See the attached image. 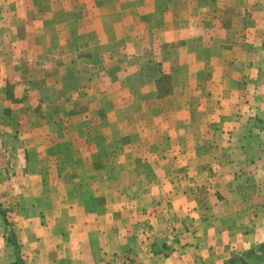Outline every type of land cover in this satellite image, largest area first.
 Segmentation results:
<instances>
[{"label":"crops","instance_id":"crops-1","mask_svg":"<svg viewBox=\"0 0 264 264\" xmlns=\"http://www.w3.org/2000/svg\"><path fill=\"white\" fill-rule=\"evenodd\" d=\"M119 1L116 18L91 9L89 24L99 28L82 31L81 43L92 49L103 46L99 39L132 37V47L114 56L134 62L121 72L136 78L127 84L121 75L117 86L122 92L130 87L142 92L132 101L135 110L142 108L127 121L121 105L126 100L117 101L111 137L121 140L118 154L134 151L135 159L121 160L123 174L115 184L122 187L113 190L104 164L93 159L105 158L108 134L100 132L96 146L90 130L81 135L72 130L68 135L83 137V143L73 147L67 175L52 177L43 206L37 188L47 178L43 158L64 148L46 143L43 129L28 127L27 110L36 114L30 107L43 104L33 84L41 92L55 83L49 74L58 69L41 56L58 45L66 26H79L76 5L84 2L0 0L4 7L12 2L20 9L42 10L23 52L18 44L0 49L2 79L15 84L17 99H9L0 86V161L13 140L21 154L11 164L19 167L16 175L0 171V195L17 191L18 181L36 191V198L25 190L15 195L27 203L19 212L24 258L28 264H264V0ZM128 10L132 35L103 29L130 23L124 19ZM29 22V17L19 18L22 26ZM34 39H40L37 46ZM105 67L94 70L96 82L104 85ZM161 72L172 76L174 95L159 99L154 80ZM92 97L85 90L71 100L74 106L85 105L82 119L88 126L102 121L104 113L100 100L101 115L92 118ZM124 138L137 146H125ZM5 229L0 216V264H13Z\"/></svg>","mask_w":264,"mask_h":264},{"label":"rangeland","instance_id":"rangeland-1","mask_svg":"<svg viewBox=\"0 0 264 264\" xmlns=\"http://www.w3.org/2000/svg\"><path fill=\"white\" fill-rule=\"evenodd\" d=\"M79 1L84 2L83 5H80V3L76 5V8H81L79 9L81 10L79 16L81 21H79V26H76L74 29H68L69 26H66L59 35L58 45L54 48H47V50L44 51V55L41 56V59L44 63L48 64L50 67H54V69H58L57 71L49 74L50 80H52V77L54 76L53 79L55 80V83H53L49 87H45L41 92H39L40 89L37 87V84H33V93L36 94V98L38 97V95L39 97L41 96L43 98V104L36 105V103H33V105L30 107L36 112V114L33 112H29V109L27 110L28 122L26 121V124H28V127L32 129H43L46 134L44 137L46 143H49V145L55 147L62 146V148H64V151H60L59 149H57L56 152L54 149L53 153L51 152L49 153V155L43 158V162L46 167L44 175L47 176V178L44 179L43 183H41L40 186H37V188L40 187L41 199L39 200H41V204L43 206L47 204V202L43 201V195H46L50 191L49 183L51 182L52 177L54 175L56 177L67 175V172L74 164L72 156H74L75 151L73 147L78 146L80 142L83 143V137L74 135V138H72V136L70 137L68 135V133L72 132V130L78 132L79 135L83 134L87 130H90L92 133L90 137L91 143L96 146L100 144V132L108 134L106 138L108 150L107 154H105L104 156L105 158L100 159L98 158L99 156H96L93 159L97 161L101 160V162L104 164L105 168L107 169L105 170V173L106 175H108V182L110 185L112 183L114 184L112 187L113 190L122 187L120 186L122 184H119V186L115 184L116 179L119 180L122 177L121 175L123 174L121 171V167L123 164L121 163V160L127 162V160L135 159L134 151H126L124 152V154H118V143H121V140L116 139V137H111L112 132L115 128L116 111L119 109V107L116 106L117 101H121L122 99V101L125 102L126 100L125 104L121 105H124L125 110L123 111V113H125V118L129 117L127 118V121L132 120L133 113L135 112L136 114H138L140 112L139 109L142 108L139 107V109L135 110L132 106L133 97L134 99L137 97L140 99L141 95H143L142 92H139L138 89H133L131 87L125 89L122 92V89H120L122 86L120 84H118L117 86V83H119L118 81L121 80L122 76L124 77L125 81L128 82L127 84H131V82L136 78L135 74H127L121 72V67H123V65H131L135 63L129 61L127 58L114 56L115 54L120 53V50H126L129 48V46L132 47L133 42L130 41V38L132 39V37H128L126 40L119 42H112L107 39L104 41L99 39V42L97 44L104 43L103 46L99 47V45L97 47H93L92 49L85 48V45L81 43L82 31L87 30L89 27L96 29L99 28V26H93L89 24V22H92L89 21L90 19L88 14L91 9L96 8L98 14L106 16L111 14L110 16H108V18H116L115 14L119 12L120 8L119 6L117 7L116 2L120 1ZM14 4L15 3L11 2L9 5H7L8 7L0 5V49L2 48L3 50H8V48H11V44H18L20 50L23 52V49L29 43H31L32 40L31 31L33 27H35L33 21H37V16H39L42 10L35 8L32 5H28V8L20 9L17 8V5ZM25 6L27 5L25 4ZM132 16V12L128 10L126 11L124 19L127 18V21H129L130 23L106 24L105 26H103V29L105 30L106 28L107 32L112 34L117 33V29H119L120 31L129 32L132 35V33L135 31V26L131 24ZM24 17H29L30 21L32 22H29L27 25L22 26L19 23V18ZM209 28H211V25H209ZM8 32H10V34H7ZM17 33L18 35L15 36V34ZM38 41H40V39L33 40L35 46H37ZM5 43L7 44L6 46ZM193 43L194 45H197L196 43L198 42L195 41ZM199 43L201 45H205L204 42ZM147 44L153 46L152 43ZM129 51L133 52V49H129ZM101 52L105 53V56L100 57ZM103 64L104 66H106L105 76L108 81L105 85L104 83L100 84L98 81L96 82L95 77H97L99 73L97 71H94L99 67V65ZM4 65L5 63L1 59L0 55V86H3L2 88L9 95V99L15 101L17 100L15 97V84L13 85L11 83H8L5 85V80L3 81L2 79L3 74H1V71ZM156 76L157 79H155L154 81L157 84V92L159 95L158 98L160 99L164 96H173L174 83L172 76L167 75L163 72L157 73ZM85 90H87L88 92L91 91L93 94L91 100V103L93 104L91 112V114L93 113L92 118H98L101 115V111L96 107V105H98V102H100V100L103 104L102 107L104 113L102 114V121L94 122L93 120L90 126L85 125L82 119V116L86 114L84 110L85 105L81 104L80 106H74L71 101L72 98L83 94ZM107 108L110 110L109 120H107L106 117ZM144 108H146V106ZM145 123L146 122H144V124ZM126 124L128 123L126 122ZM142 124L143 120L140 125ZM139 129H141V126ZM132 131H134V129H132ZM127 139L131 140V137H128ZM124 141V145L126 146V144H129L130 149L133 145L137 146V143L135 142H126V138H124ZM103 143L104 142H102V144ZM17 155L21 154L18 153L13 140L11 152L6 155L5 158L1 157L0 171L5 169L6 171L8 170L7 173H9L10 169V171H12L14 175H16L15 169H19V167L11 168V164L13 163V159H15ZM35 157L36 156L34 154L32 156V159H36ZM126 170L130 171L127 167ZM14 185V188H17V191L13 189V193L11 194H7L5 196L0 195V216L3 218L6 227V234H4L6 240L13 248V264H18V253L16 251L17 249H15V246L20 247L19 229L21 226L20 221L23 220H20L19 212L20 210H25V206L27 203L23 205L20 201H18V198L15 199V195L19 194L20 190H22V192L23 190H25V193H27V195L36 198V196H34V193L36 191H34L35 187H31V185H28V187H26L25 185L21 184L20 181H18ZM110 190L111 186H109V191ZM38 198H40V196H38ZM15 213L16 215L14 216ZM8 218H11V221H9ZM5 219L8 221V224L6 223ZM20 259H22L24 264H28L23 254L20 255ZM246 264L248 263L246 262Z\"/></svg>","mask_w":264,"mask_h":264},{"label":"trees","instance_id":"trees-1","mask_svg":"<svg viewBox=\"0 0 264 264\" xmlns=\"http://www.w3.org/2000/svg\"><path fill=\"white\" fill-rule=\"evenodd\" d=\"M4 216V215H3ZM6 223L8 224V221L5 219ZM15 246V245H14ZM15 249H17V253H18V258H17V261H18V264H24V262L22 261V259H20V255L21 254V250H20V247L18 246H15Z\"/></svg>","mask_w":264,"mask_h":264}]
</instances>
